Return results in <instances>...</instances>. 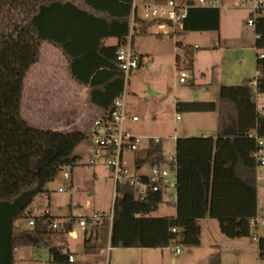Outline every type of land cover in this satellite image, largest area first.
<instances>
[{
	"label": "trees",
	"instance_id": "trees-1",
	"mask_svg": "<svg viewBox=\"0 0 264 264\" xmlns=\"http://www.w3.org/2000/svg\"><path fill=\"white\" fill-rule=\"evenodd\" d=\"M133 1L129 0L122 33L102 34L90 29L80 36L60 26L59 21L69 16L81 17L87 23L96 21L103 11L92 0H0V264H16V250L23 248L47 250L53 264H70L68 258L74 254L69 250V238L75 220L42 216L27 229L19 222L29 221L36 198L49 193L48 186L67 166L74 167L76 150L87 140L89 131L32 127L22 112L25 83L41 61L43 46L49 45L64 57L68 78L88 89L89 108L110 112L124 92V75L116 54L129 35ZM208 14H214L213 28L218 30L219 8H194L188 12L185 32L191 29L192 19L208 22ZM140 23L137 36L147 35L154 26ZM254 27L255 49L264 52L263 16L255 18ZM114 36L120 40L118 46H105L104 41ZM176 47L180 51L176 61L185 70L191 69L194 50L181 42ZM259 56L257 77L239 86L221 87L218 102L176 103L179 115H219L217 139L176 140L177 215L152 216L164 203L163 194L152 193L140 200L134 188L122 186L123 196L114 204L112 224L107 215L97 224L87 219L83 255L104 250L107 245L125 250L199 248L200 222L206 219L218 221L228 239H255L251 225L258 217L254 153L260 149L250 134L255 132L264 140V115L256 104L257 97L264 95V55ZM254 81L256 87L251 85ZM136 160L139 169L152 161L165 164L163 143L151 142L147 150L137 153ZM259 244L260 259L264 260V240ZM210 264H222L218 253Z\"/></svg>",
	"mask_w": 264,
	"mask_h": 264
},
{
	"label": "rangeland",
	"instance_id": "rangeland-1",
	"mask_svg": "<svg viewBox=\"0 0 264 264\" xmlns=\"http://www.w3.org/2000/svg\"><path fill=\"white\" fill-rule=\"evenodd\" d=\"M244 1L245 3L242 4ZM260 1L264 2V0ZM137 5L139 6V17L144 18L145 11L142 8V0H137ZM218 8L222 13L220 31L189 33L185 34L184 38L177 37L176 39L162 37L160 40L168 41L173 45L181 42L183 46H191L195 49V76L190 77L191 71L187 70L188 79L185 85H180L178 79L175 78V60L171 69L167 60L159 59L158 55L161 53L160 46L162 44L159 46L156 42L159 41L157 26L150 30L151 35L136 37L137 48L141 43L150 55L155 56V59L149 70H146L149 58L143 54L145 57H143L141 67L130 77L127 87V109L140 104L141 107L137 108L142 109L143 112L140 114L143 115L141 124L129 126L128 131L135 137L163 139L166 161L170 157H175V141L170 138L181 137L186 129H189L190 134H193L191 136L199 137L202 130H206L210 125V121L204 122L200 119L202 116L199 114H180L181 121H175L177 100L180 102L213 100L210 97L211 93L205 92L207 88L205 85L211 79L210 74L205 71L208 61L212 58L223 60L224 56H227L231 60L228 62L231 68L238 70L242 65L247 67L243 57L256 54L253 48L255 30L252 25L248 24L252 14L251 0H219ZM220 37L228 42L226 46L230 50L227 53L216 48L219 42L222 43L223 48L225 47L223 40L220 41ZM242 48H245V51H242ZM176 51L175 47V54ZM138 54L142 55V53ZM200 69L202 70L201 74L199 73ZM67 79L65 63L61 56L49 45H44L39 66L29 73L25 83L22 112L32 127L52 130L58 129L61 125L64 128L69 121L77 120L78 129L89 131L97 112L85 105L86 100L81 102V98L77 94L66 89ZM213 98L217 101V93ZM258 105L262 111L264 96ZM212 115L214 117L215 114ZM148 147L149 142L143 141L141 150L148 149ZM76 153L83 157L82 161H75V166L70 172V180L65 179V171H63L55 182L48 186L49 193L38 196L32 204L30 210H37L34 216H42L46 210H49L50 216L58 221L75 220L73 230L79 234V237L69 239V250L74 254L76 261L81 264H106L107 261L108 264H156L155 257L142 256L144 252L109 249L108 245L104 250L80 254L79 245L83 243L84 236L78 222L92 218L96 214L111 215L114 184L110 178V172L105 166L102 164L95 167L88 165L91 152L85 142L78 147ZM261 156L264 159V149ZM134 159V155H128L131 168L134 166ZM259 175L261 178L258 182L259 205L260 211L264 213V167L259 168ZM74 176L76 181L72 185ZM170 179L173 181L174 177L171 176ZM61 189L65 190V193H59ZM163 199L164 203L152 216L165 217L174 212V206L171 204L174 199L171 193L164 195ZM19 224L23 228H29L28 220H22ZM201 226L203 230L202 247H180L179 253L176 252L175 255V249H171L165 254L166 264H172V258H175L177 264H209L213 252L211 245L214 244L219 247L216 252L220 254L223 264H264V260L258 256L255 242L247 239L226 238L221 233L220 225L216 220L202 221ZM260 236L264 237V229L260 231ZM16 258L17 264H53L47 250L23 248L19 250Z\"/></svg>",
	"mask_w": 264,
	"mask_h": 264
},
{
	"label": "built area",
	"instance_id": "built-area-1",
	"mask_svg": "<svg viewBox=\"0 0 264 264\" xmlns=\"http://www.w3.org/2000/svg\"><path fill=\"white\" fill-rule=\"evenodd\" d=\"M142 2L145 16L144 18L139 17V6L137 5V0H134L129 35L126 40L121 43L116 54V61L124 75V92L114 101L110 112H100L93 118L87 140L85 141L91 152L88 165L95 167L102 164L110 172V178L114 184L113 210L116 200L123 196L120 192V187L125 185L134 188L140 200H145L152 193H162L164 196L169 192L173 199H176L175 189L177 175L175 171V157H170L163 165L154 164L152 161L149 165H145L140 169L137 168L136 155L141 151L143 141H148L150 144L151 142L160 143L162 140L158 138L147 139L135 137L126 129V124L128 122H139L138 117L130 116L127 112V87L131 74L142 65V57L135 51L134 45V40L141 31L140 21L154 23V26L159 28L158 35L175 39L177 37L184 38L185 20L188 17L190 9L206 6L217 8L218 6V0H142ZM251 2V10L254 18L250 19L248 24L254 26L256 17H264V2L260 0H251ZM244 3L245 1L242 2V4ZM176 49L177 55L180 51L177 47ZM259 57L263 58V55ZM176 75L180 79V83H185L188 79L186 70L181 66L179 61H176ZM251 85L256 87L257 82L254 81ZM176 119L179 121L181 117L177 115ZM250 137L256 140L257 147L260 149L254 153V158L257 164V176L261 179L259 168L264 167V159L261 156L264 140L260 139L256 133H251ZM175 140L176 139H174V141ZM128 155H134L133 168L130 166ZM172 168H174L173 171ZM72 169L73 166H67L65 168L64 177L66 180H70V172ZM171 176L174 177L173 181L170 179ZM59 192L63 193L64 190L61 189ZM113 210L109 216L111 224L113 221ZM31 211V218L28 221L29 227H33L36 218H38V216H34L37 210L34 209ZM48 215H50V213L46 210L42 216ZM103 219L102 215L96 214L91 218V222L97 224ZM87 222L88 220H81L78 222L79 227H81L83 231L86 230ZM251 225L257 234L258 228L260 226L264 227V221H261L260 217H257L252 220ZM53 227L56 228V224ZM173 232H175V230H173ZM70 236H72V233ZM109 249L111 248L109 247ZM176 252L179 253V249H176ZM68 262L70 264L75 263V256L70 255ZM106 264H108V261Z\"/></svg>",
	"mask_w": 264,
	"mask_h": 264
},
{
	"label": "crops",
	"instance_id": "crops-1",
	"mask_svg": "<svg viewBox=\"0 0 264 264\" xmlns=\"http://www.w3.org/2000/svg\"><path fill=\"white\" fill-rule=\"evenodd\" d=\"M92 1L95 2L97 5H99L100 7H102L101 11H103V12H101L99 14V18L96 21H93L92 23H87L81 17H70L69 16V17L63 18V19H61L59 21L60 22V26H62L63 28L71 29L75 34L80 35V36L81 35H86L90 29H92V31H97V33H102V34H106V33L119 34V33H122L123 32V23H124L123 20H124V17H125V15H127L129 13V10H128L129 0H92ZM218 3H219V0H218ZM200 8L201 9H207V10L213 9V7H210V6L200 7ZM217 8H218V6H217ZM221 15H222L221 9H219L218 30H214L215 28H213V26H214V14H211V15L208 14V22H206V21L201 22L199 19H196V18L192 19V23L190 25L191 29L188 32H185V34H189V33H205V32H211V31L218 32V31H220ZM251 16H252V14H251ZM254 30H255V27H254ZM149 35H151L150 31H149V33L147 35L138 36V37H145V36H149ZM162 37H164V36L157 35V38L159 39V41H156L157 45L160 46L162 44V46H160L161 47V51H160L161 53L159 55L158 54L157 55L159 56V59L167 60L168 65H170V67L172 69L173 64H174V60H175V65H176V54H175L176 44L173 45L172 43H170L168 41H160L162 39ZM222 40L223 39L221 38L220 41H222ZM256 40H257V36H256V32H255V43H254L253 48H254L256 54L255 55L254 54L253 55H246L245 58L243 57V61H246L247 67H244V65H242L240 67V69H238V70L236 68L235 69L231 68V66L228 64V62L231 61V60H229V58H227V56H224L223 60L212 58V60L208 61V65H207L205 71H206V73L210 74L211 79L205 85V86H207V88L205 89V92L207 94L211 93L210 97L213 100H210V101L218 102L219 90H220L221 87H223V86H239V85H242V83L244 81L252 80V79H255L257 77V70H256L257 56L258 55H264V52L256 51V49H255ZM222 42L224 43L225 47L223 48L222 47V43L219 42L218 46H216V48L220 49L221 52H224V53L226 52L227 53L230 50L226 46V45H228V42L225 39ZM119 43H120L119 38H117L115 36L104 41V45L105 46H112V47L113 46H118ZM188 47H191V46H188ZM50 48H53V47L50 46ZM191 48L194 50L193 51L194 52V58H193L192 68L189 69V71H191L189 75H190V77H194L195 76V64H196L195 63L196 62V60H195V49L193 47H191ZM241 50L245 51V48H242ZM55 51L58 52L57 50H55ZM135 51L137 53H142V55H141L142 62H143V57H145L143 54H145L146 57L149 58L148 66L146 67V70H149V67L151 66V64H153L155 56L150 55L149 52H147V50L143 47V45L141 43L138 44V48H137L136 42H135ZM58 54L61 56V58L63 59V61L65 63V72H66V68H67L66 61H65L64 57L62 56V54L60 52H58ZM226 59H228V60L226 61ZM232 65H233V63H232ZM38 66L39 65H37L34 68H32L30 73L35 68H37ZM138 70L134 71L132 74H135V72H137ZM199 73L200 74L202 73L201 69L199 70ZM132 74H131V76H132ZM66 75H67V73H66ZM175 78L178 79L180 85H185L187 83V80H186L185 83H180V79L177 77L176 73H175ZM67 80H68V82H67V84H65L66 89L68 91H71V92L77 94V96L79 98H81L80 99L81 102L83 100H84V102H85V100L87 102L88 89L82 88V87L74 84L69 78ZM215 93H217V101L214 100V98H213ZM263 96L264 95L258 96L257 99H256L258 112L261 115H264V106H262L263 110L261 111L260 108H259L258 103L261 102V100H263ZM204 101H206V102H200V103H207V100H204ZM210 101L208 100V102H210ZM177 102H178V100H177ZM176 103H175V109H176ZM85 105L88 107V105L86 103H85ZM137 107H141L140 104H139V106L130 107L129 110L127 109V112H128V114L130 116H136V117L139 118V122H137V123L128 122L126 124L127 131L129 130V126H135V125L141 124V122H142L141 117H142L143 114H140V112H143V111H142L141 108H137ZM92 109L94 111H96L97 114L101 112L96 107H94ZM212 114H215L214 117H212L213 116ZM177 115H179V114H177ZM199 115L202 116L200 119L203 120L204 122L210 121V123H209L210 125L207 126L206 130H204V131L202 130V132H201L199 137L191 136L193 134H190V130L186 129L185 132H183L181 137L179 136V137H175L173 139L170 138V139L173 140V141H174V139L177 140L179 138H214V139H217L218 136H219V127H218L219 115H218V113H203V114H199ZM175 121L179 122V121H181V119L179 121H177V119L175 117ZM77 127H78V122H77V120H75V121H69L66 124V126H64V128L61 125V127H59L58 129H52V130H54V131H66V130L67 131H74V130L81 131ZM65 128H66V130H65ZM231 129H232V127L228 124L227 125V132H230ZM145 136H147V135H145ZM161 140H163V139H161ZM176 140H175V143H176ZM162 143H163V141H162ZM87 148H88V146H87ZM263 149H264V147H263ZM145 150H147V149H144V151ZM82 157L83 156L81 154H77L76 153L75 154V158H74V163H75L76 160L82 161ZM75 179L76 178L74 176L73 180H72V185H74V183L76 181ZM259 180L260 179L258 178V182H259ZM70 192H72V191L70 190ZM63 193H65V190H64ZM171 204H172V206H174V212L171 213L170 216H165V217H173V216L177 215V209H176V206H175V199H174L173 202H171ZM257 210H258L257 211L258 212V217H260L261 221H264V213L262 211H260L259 188L258 187H257ZM49 213H50V211H49ZM206 220H211V219H206ZM206 220H203V221H206ZM201 222H200V226H201ZM208 224H211V223H208ZM262 229H264L263 226H260L258 228V231H257V234H256L254 240L247 239V240H251V242H255L256 243L257 248H258V256H259V258H260V244H259V242L261 240H264V237L260 236V231ZM202 231L203 230H202V226H201V236H202ZM82 235L84 237H83V243L81 245H79L80 254H83L84 251H85V245H84L85 231H83ZM78 237H79V234L77 232H73L72 236H70L69 239H71V238L72 239H77ZM233 244H235V243H233ZM233 246H239V245H233ZM201 247H202V242H201V246L199 248H201ZM211 248L213 250L212 256H211V259H212V257L215 256L218 253L216 251H218L219 247L216 244H214V245H211ZM171 249H175L174 250V255H175L176 249H178V248H168V249H127V250L128 251H133L134 250V251H138V252H144V253H142V256H149V257L154 256L155 260H156V264H166V262H165V254ZM18 252H19V250H16V257H17ZM211 259H210V261H211ZM210 261H209V264H210ZM16 262H18L17 258H16ZM221 263H222V261H221ZM172 264H177V261L175 260V258H172Z\"/></svg>",
	"mask_w": 264,
	"mask_h": 264
},
{
	"label": "water",
	"instance_id": "water-1",
	"mask_svg": "<svg viewBox=\"0 0 264 264\" xmlns=\"http://www.w3.org/2000/svg\"><path fill=\"white\" fill-rule=\"evenodd\" d=\"M174 170V168H172V171Z\"/></svg>",
	"mask_w": 264,
	"mask_h": 264
}]
</instances>
